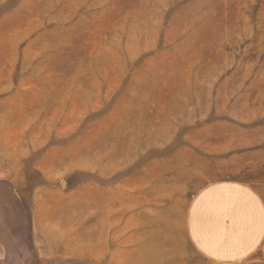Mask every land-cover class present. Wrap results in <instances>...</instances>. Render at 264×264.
<instances>
[{
  "label": "rangeland",
  "instance_id": "rangeland-1",
  "mask_svg": "<svg viewBox=\"0 0 264 264\" xmlns=\"http://www.w3.org/2000/svg\"><path fill=\"white\" fill-rule=\"evenodd\" d=\"M220 180L264 196V0H0V264L186 247Z\"/></svg>",
  "mask_w": 264,
  "mask_h": 264
},
{
  "label": "crops",
  "instance_id": "crops-1",
  "mask_svg": "<svg viewBox=\"0 0 264 264\" xmlns=\"http://www.w3.org/2000/svg\"><path fill=\"white\" fill-rule=\"evenodd\" d=\"M183 222L186 247L171 235L128 239L127 230L105 226L112 235L97 264H254L264 247V196L241 181H216L194 196ZM84 260L92 261L90 249Z\"/></svg>",
  "mask_w": 264,
  "mask_h": 264
}]
</instances>
